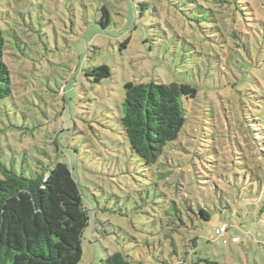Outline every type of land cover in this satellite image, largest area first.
Instances as JSON below:
<instances>
[{
    "label": "rangeland",
    "instance_id": "1",
    "mask_svg": "<svg viewBox=\"0 0 264 264\" xmlns=\"http://www.w3.org/2000/svg\"><path fill=\"white\" fill-rule=\"evenodd\" d=\"M0 29L13 78L0 162L70 165L94 214L80 264L120 249L140 264H264V0H0ZM103 64L97 83L87 73ZM152 80L198 95L148 166L119 117L125 83Z\"/></svg>",
    "mask_w": 264,
    "mask_h": 264
},
{
    "label": "trees",
    "instance_id": "2",
    "mask_svg": "<svg viewBox=\"0 0 264 264\" xmlns=\"http://www.w3.org/2000/svg\"><path fill=\"white\" fill-rule=\"evenodd\" d=\"M101 10L100 22L107 27L110 12L106 6ZM6 49V37L0 29V101L13 94ZM87 75L100 83L111 77L112 71L103 64L90 68ZM124 88L119 122L133 156L151 166L158 162L167 144L179 138L186 123L185 103L197 97L198 88L187 81L155 80L128 81ZM260 103L258 107L264 110V101ZM2 132L0 126V135ZM0 173V264H80L83 232L94 214L84 202L70 165L59 161L52 168L29 175L0 162ZM201 217L208 220L210 214L202 208ZM100 226L96 223V230ZM200 261L219 264L206 258L196 264ZM140 263L121 249L108 253L100 262Z\"/></svg>",
    "mask_w": 264,
    "mask_h": 264
},
{
    "label": "built area",
    "instance_id": "3",
    "mask_svg": "<svg viewBox=\"0 0 264 264\" xmlns=\"http://www.w3.org/2000/svg\"><path fill=\"white\" fill-rule=\"evenodd\" d=\"M227 225L226 224H223L222 226H221V228L217 231L220 235H223L224 234V232L227 230ZM233 240L234 241H237L238 240V238L237 237H234L233 238ZM225 242H227V240H225Z\"/></svg>",
    "mask_w": 264,
    "mask_h": 264
}]
</instances>
